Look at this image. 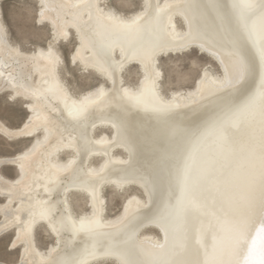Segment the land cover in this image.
<instances>
[{"label":"bare ground","instance_id":"6f19581e","mask_svg":"<svg viewBox=\"0 0 264 264\" xmlns=\"http://www.w3.org/2000/svg\"><path fill=\"white\" fill-rule=\"evenodd\" d=\"M107 1L43 0L42 9L37 0L53 40L24 50L8 37L0 0V94L29 112L16 128L0 120V135L33 139L0 157V237L13 231L11 250L20 248L11 264H243L225 221L252 214L264 173V0L248 9L239 0H141L131 13ZM73 36L71 63L101 78L80 95L64 81L58 49ZM194 49L221 75L208 68L192 89L165 94L160 58ZM131 67L136 85L126 80ZM250 98L256 106L233 124ZM108 187L127 195L111 217ZM40 228L52 239L46 249Z\"/></svg>","mask_w":264,"mask_h":264},{"label":"rangeland","instance_id":"374dc122","mask_svg":"<svg viewBox=\"0 0 264 264\" xmlns=\"http://www.w3.org/2000/svg\"><path fill=\"white\" fill-rule=\"evenodd\" d=\"M106 4L104 5L114 7L124 13H131L142 8L141 0H108ZM1 7L3 23L7 27L8 37L13 44L20 45L24 50H31L37 46L47 47L48 43L53 40V31L50 26L38 23L39 4L37 0H3ZM75 38L73 36L69 42L60 43L58 49L67 65L62 69L64 81L75 95H80L97 86L101 78L95 72L85 71L80 65L76 66L71 63L72 51L77 47ZM160 64L163 71L162 87L167 95H171L174 91L192 89L201 74L208 68L213 74L221 75L220 67L208 56L195 49L181 55L161 57ZM125 75L127 82L131 85L138 83L139 72L136 67H131ZM10 95L9 92L0 94V120L9 127L16 128L22 125L29 112L25 109L21 99H10ZM32 141V138L10 141L0 135V157L13 156L29 147ZM3 173L10 178L17 175L16 169L12 166H5ZM105 196L108 216L117 215L127 195H122L116 189L108 187L105 190ZM82 199L80 195L74 197V206L78 214L87 210L84 206V199ZM3 201L4 199H0V202ZM153 233L159 234L157 231ZM13 236L12 231L0 237V262L11 264L18 261L20 248L11 250L10 247ZM51 240L44 228L37 231V242L40 248L46 249Z\"/></svg>","mask_w":264,"mask_h":264},{"label":"snow or ice","instance_id":"6c2138e0","mask_svg":"<svg viewBox=\"0 0 264 264\" xmlns=\"http://www.w3.org/2000/svg\"><path fill=\"white\" fill-rule=\"evenodd\" d=\"M44 6L42 0L41 8L43 9ZM235 6L240 9H248L254 7V4L251 0H239ZM40 15L43 17V11ZM260 25L264 30V15L260 18ZM261 54L264 57V47L261 49ZM256 103V98H250L238 106L230 117L233 124L242 123ZM259 109L261 122L264 124V89L261 90L259 96ZM251 209L252 214L247 219L225 221V223L233 233V243L243 257V264H264V173H262L258 198L253 200ZM257 216L258 219H256ZM235 264H240V261H236Z\"/></svg>","mask_w":264,"mask_h":264}]
</instances>
